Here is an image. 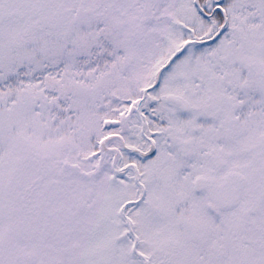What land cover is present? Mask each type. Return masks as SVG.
<instances>
[{
    "label": "snow or ice",
    "instance_id": "snow-or-ice-1",
    "mask_svg": "<svg viewBox=\"0 0 264 264\" xmlns=\"http://www.w3.org/2000/svg\"><path fill=\"white\" fill-rule=\"evenodd\" d=\"M0 264H264V0H0Z\"/></svg>",
    "mask_w": 264,
    "mask_h": 264
}]
</instances>
